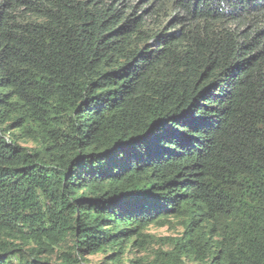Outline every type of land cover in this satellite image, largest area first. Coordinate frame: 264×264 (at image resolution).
<instances>
[{
    "label": "trees",
    "instance_id": "16d2710c",
    "mask_svg": "<svg viewBox=\"0 0 264 264\" xmlns=\"http://www.w3.org/2000/svg\"><path fill=\"white\" fill-rule=\"evenodd\" d=\"M0 264H264V0H0Z\"/></svg>",
    "mask_w": 264,
    "mask_h": 264
},
{
    "label": "rangeland",
    "instance_id": "374dc122",
    "mask_svg": "<svg viewBox=\"0 0 264 264\" xmlns=\"http://www.w3.org/2000/svg\"><path fill=\"white\" fill-rule=\"evenodd\" d=\"M149 232L154 233L157 236H166V235L174 234L176 231L171 230L167 226H163V227H151L149 229ZM89 257L93 263H97L101 259V255L99 254L89 256Z\"/></svg>",
    "mask_w": 264,
    "mask_h": 264
}]
</instances>
